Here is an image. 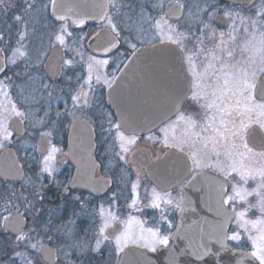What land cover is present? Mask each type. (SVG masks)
I'll return each mask as SVG.
<instances>
[{"label": "rangeland", "instance_id": "rangeland-1", "mask_svg": "<svg viewBox=\"0 0 264 264\" xmlns=\"http://www.w3.org/2000/svg\"><path fill=\"white\" fill-rule=\"evenodd\" d=\"M51 1L6 0L0 6V48L6 58L5 73L0 77V122L9 132L8 122L13 117L20 119L24 125V135L16 137L12 134L7 140H3V129H0V140H3L0 152L7 148L13 149L25 174L23 182L9 184L10 189L0 184V194L5 193L7 188L3 195L7 199L4 200L6 203L0 205V264H41L38 252L43 244L55 247L58 264H116L114 252L117 253L126 242L131 241L132 245L143 246L147 250L156 247L164 239L160 229L164 227L166 214L154 215L147 220L143 218L144 215H131V222L125 228L126 236L119 237V242L116 239L109 242L112 244H107L100 230L114 221V216L107 213L101 215L103 225L98 229L99 234L90 228L84 233L80 228L82 218L79 210L78 213L75 211L73 217L64 220L58 216V200H50L47 196L46 181L56 177L53 182L58 184L57 176L63 179L65 175L57 166L56 157L63 152V139L69 122L76 115L84 113L83 104L87 106L95 98L92 94H96L100 90V82L106 80L104 64H91L84 58L87 52L85 43L96 30L80 26L74 29L66 22L52 20ZM171 1L150 0L146 7L119 2L113 6L108 22L110 24L115 20L123 35L121 49L131 44H142L141 41L153 43L170 40L181 44L192 57L191 62L198 72L194 94L199 95V102H192V116L179 117L170 124L168 130L155 135L152 141L155 146L160 143L185 146L193 154L197 166H213L225 175L230 181L227 197H232L228 203L237 212L230 230L232 237L235 235L238 238L232 240L236 245L259 255L258 246H264V241L259 239L264 235V211L259 207L261 194H264V187L261 186L264 184L261 177L264 158L255 155V151L250 153L242 147H234L241 141L236 140L231 133L241 123H254L257 118L264 117H260L257 111L247 112V106L239 93L235 92L231 84L224 85V80H231V77H224L220 70L227 63L236 65L234 71L246 70L249 76L253 72L261 74L264 63L261 62L258 49L261 33H264V27L260 26L264 24V16L258 13L262 11L264 0H257L246 8L220 6L224 14L225 11L232 13L231 16H225L228 24L221 28L213 24L215 6L207 0L185 4L189 6L178 23L165 20L161 14ZM29 4L33 6L30 8ZM153 13L160 15L159 20L154 21ZM16 16L22 17V21L18 22ZM253 21L258 23L253 26ZM21 44L23 47H20ZM56 44L66 55L62 66L64 77L58 84L50 83L41 73L50 49ZM21 51L25 52L24 56H20ZM229 51L232 57L228 56ZM83 66L84 74L80 71ZM203 70L204 73H199ZM82 77L83 81L79 84ZM212 85L223 86L216 91L215 96L211 95ZM82 87L86 94L84 102L79 95ZM92 102L91 106L94 107ZM204 104H211V107L202 108ZM13 107L25 115L16 116ZM249 115L252 116L251 121ZM105 118L104 121L108 120ZM91 121L95 120L91 118ZM41 137L51 141L44 156L37 153V141ZM49 155L51 159L46 161L45 157ZM46 166L48 171H44ZM57 184L55 188L61 187L60 183ZM64 188L67 189V186ZM149 189L146 183L135 181L132 184L136 199L140 193L145 198ZM137 201L141 202L139 198ZM173 201L174 197H167L163 201L157 197L151 198L153 205L163 204L165 211V206H170ZM62 204L59 203L60 208ZM16 212L23 214L28 221L18 235L23 236V240L3 230L4 217L9 218ZM37 241L38 250L30 247ZM102 252L103 257H100Z\"/></svg>", "mask_w": 264, "mask_h": 264}, {"label": "flooded vegetation", "instance_id": "flooded-vegetation-1", "mask_svg": "<svg viewBox=\"0 0 264 264\" xmlns=\"http://www.w3.org/2000/svg\"><path fill=\"white\" fill-rule=\"evenodd\" d=\"M147 1L149 2L150 0H109L107 13L102 22L98 23L96 22V20L84 21L80 25L81 28L87 29L89 27H93L96 30L85 43V48L87 51L85 52V61L91 62V64H97L95 61L108 60L109 63L104 64L106 80L109 82L115 80V83L112 84V87H109L108 83H105V80L101 81L99 84L100 90L97 91L96 94H92L95 97L94 99H92L93 102L89 101L87 103V106L83 104V109L85 110L84 113H82L81 115H76L69 122L67 132L64 135L63 139V152L56 157L57 166L62 169L61 173H65V175L62 176L63 179L57 176V180H59L58 184L60 183L61 187L55 188L57 183L53 181L56 180V177L52 178L49 181H46V183L48 184V186L45 188L47 196L50 200H58V209L60 210L58 216L65 220V218L67 217H73L75 211L79 210L80 216L82 218V220L80 221V228L82 229V232H88L90 228V230L94 229L96 233H98V229L103 225V219H101L100 217L101 215H104V213L115 217L114 221H111V223L106 228H103L104 236L107 237V239H105L107 241V244H112L109 242L115 241L118 237L123 238L126 236L125 228L127 227V223L131 222V215H144L143 218L147 220L148 217L150 218L154 215L162 216L163 214H166V217L163 219L164 227L160 229V233L163 234L162 236H164V239L167 240V243L163 244L161 242H158L156 244V247L160 245L168 246L170 244L168 236L176 226L178 220V212H191L189 207L185 209L184 197L185 194H187V191L190 190L189 187L192 180L202 172H209L211 174H214L220 177L225 182L226 190L223 197V203L225 200H227V195L229 193L230 181L225 177V175L213 166H197L194 161L193 154L185 146L172 145L169 143H160L159 146H155L156 144L152 141L155 135H160V131L162 130H168L171 126L170 124L179 117H182L183 115H187L190 117L193 114V101L190 99V97L195 92V85L198 72L194 68L195 65L191 62L192 57H190L187 50L182 47L181 44L177 42L172 43V41L170 40H157L153 43L137 44V49L158 43H171L175 45V47L164 48L166 55L159 56L156 58H154L153 56L143 58L144 60L154 59L156 62H146L144 65L141 64V66L137 64L136 70L132 73L131 70H129L126 74V78L116 86L117 77L122 71L125 64L131 60L133 52L130 46L121 49L120 42L122 34H120L119 32V28L117 27L116 31L111 33L112 37H114V40L111 44L107 42V37H105L100 42L104 46V49H102L100 53H95L89 47V42L98 34L100 35L102 31L106 30L108 31L107 33L111 32L108 20L110 18L111 12H113L112 8L114 5L119 2H121L122 4L127 2L128 4L136 5V7H146L145 5H148ZM196 1L199 0H173L171 1L172 3H170L163 10L161 16L167 21L178 23L183 19L184 14L186 12V7ZM207 1L210 2V4H214L215 6L214 12L212 11L214 13L213 24L220 28L222 26L218 25L215 22L217 17H222L226 22V26L228 24L224 11H222V8L220 6L223 7L234 5L243 8L247 7L243 5L232 4L230 2H226L225 0ZM256 2L257 0H255L253 4H255ZM185 4L189 5L186 6ZM172 8L174 9L172 15L176 16V18H171L168 16L169 9ZM153 16H155L153 17V19L155 18L154 21L159 20V14L153 13ZM112 24L117 25L115 20L112 22ZM77 28H79V26L74 29ZM128 43L131 44V40H129ZM55 46L59 45L56 44L50 49V53L47 56L44 64L42 65L41 73L43 77L47 79L50 83L52 82L58 84L62 81L64 77V71L62 66L66 57L64 50L60 46L59 47L63 52V63L59 68L58 75L53 78H50L46 75L44 69L46 62L51 55L52 49ZM178 51L182 56L184 67L187 73V78H185L186 82H188V88H186L187 97L182 107H180L177 113L170 119L163 122L155 129L147 133L131 134V131L129 133L123 132L118 127L119 125L115 118V112L107 106V94L111 93L114 89L111 95V102L115 103V107L118 110L121 109L119 110L120 116L131 118V107L142 108L140 112H144L145 107L147 106L144 104L145 102H162V108H165L166 112L168 110H172L171 108L173 105L170 106L169 103H174L178 101L179 94L184 92V88L182 86L183 82H179V74L177 71H175L176 64L168 62V60H173L176 58L175 55H173L172 53ZM177 55L179 56V54H176V56ZM138 59L142 60L141 58ZM158 60L159 62H157ZM141 68L153 70L161 69L160 72L151 73L153 78L160 79V85H158L156 82L151 85H146L145 80L141 79V77L144 75V72L146 71H141ZM84 70L85 67H81L80 71H83V74ZM147 72L150 75V70H148ZM204 72L205 71L203 70V72L199 73ZM83 78L84 77H82V80L78 82L79 84L83 81ZM65 83H67V81H65ZM81 89L82 90L79 92V95L82 101L84 102L85 94L83 91H85V89L83 87ZM65 97L67 98V95ZM91 102L93 103L94 107L91 106ZM95 110H97L96 113ZM150 112L151 111L146 112L144 114H134V116H148ZM103 117H106L105 119L108 120L104 121ZM91 118L95 121H91ZM75 119H80L81 121L85 122L89 126L91 134L93 136V148L90 153V156L87 151H82L79 156L81 157L84 163H87L89 157L92 159V162H94L95 182L91 185L93 189L95 188L94 191L78 189L71 186V180L74 174L75 167L72 164L71 160L72 154L69 148L68 135L71 123ZM87 133H89V131L86 132V136L88 135ZM22 135H24V125L21 133L18 134V136L21 137ZM42 138L47 139L49 149L51 141L47 137H41L37 141V148L38 142ZM129 140H132L133 142L129 144ZM121 144H123L124 147L127 148V151H124V149L121 148ZM87 146L88 144H85L86 148ZM253 151L258 153L260 150L253 149ZM60 157H64L63 164H59ZM149 176H152L153 178L159 179V181L161 180L162 182H164L162 187H159L152 183ZM135 181L144 184L146 183L150 188L148 191V195L145 198L141 195V193L137 195V199L139 198V201L141 202L137 201L136 195L132 191V184ZM167 182L170 183L168 184ZM0 184L3 185V188L6 187L4 186V184L13 185V183L3 181H0ZM65 186H67V189L64 188ZM194 190L195 189L193 188L192 191ZM199 190L200 188L198 186L196 188V191L199 192ZM203 190L207 191L204 188ZM4 194L5 193L0 194L1 206L5 202V199L3 198ZM152 196L153 198L157 197V199H160L161 201L167 199V197H174L175 201H173L170 206L166 205L165 211L163 210V204H161L162 207L159 205L158 207H156L153 205V203H151ZM61 202H63V204L60 208L59 203L61 204ZM224 206L233 212L234 221L237 217V212L232 209L229 203H224ZM192 212H194V210H192ZM78 223L79 221H77V224ZM230 228L231 226L228 230L229 244L234 249H240L251 253L247 250V248L238 246L233 242V240L231 239L232 231L230 230ZM44 246L54 247L49 244H43L41 246L38 252V257L41 264H45L43 263L40 256V251ZM131 246L143 248V246L132 245L131 241L124 243V245L120 247L117 253L114 252L116 255V264L119 262L125 249ZM156 247H154L153 249H155ZM153 249L148 250L153 251ZM103 254L104 252L100 254V257H103ZM56 264H58V258Z\"/></svg>", "mask_w": 264, "mask_h": 264}, {"label": "water", "instance_id": "water-1", "mask_svg": "<svg viewBox=\"0 0 264 264\" xmlns=\"http://www.w3.org/2000/svg\"><path fill=\"white\" fill-rule=\"evenodd\" d=\"M225 1L233 4L251 5L255 0ZM108 5L109 0H56L55 4L51 3L50 18L58 23L68 21L73 27L79 26L84 21L96 20V22L100 23L104 20ZM173 10V8L169 9L168 16L176 18V16L172 15ZM215 22L220 26L226 25L222 17H217ZM107 32L106 30L102 31L100 35H97L89 42V47L92 51L100 53L104 49V46L100 42L106 37L104 34ZM167 47H175V45L162 43L139 48L141 49V54L138 58L142 60L136 58L134 61L132 56L131 60L122 69L116 82L118 84L121 83L126 78L129 70H131V73L135 71L137 64L141 66V64L144 65L146 62L155 63L154 59L144 60L143 58L151 56L156 58L166 55L164 48ZM172 54L176 58L168 60V62L176 64L175 71L178 72L179 82H183L182 86L184 88V92L178 96V101L169 103L170 106L173 105L172 110L166 112V109L162 108V102H145L144 104L147 105L146 110L152 108L155 112L150 113L148 116H141L142 118L139 116L132 117L131 115V119H129L128 117L120 116L119 110L121 109L118 110L115 107V103L113 104L110 99L107 100L111 110L115 111L119 126H121L120 128L124 132L147 133L175 115L183 105L187 97V73L180 52ZM176 54H179V56L177 55V57ZM62 62L63 52L59 46H55L44 67L46 75L50 78L57 76ZM148 70H150V75L147 72ZM4 71L5 57L0 49V76ZM141 71H146L141 77V79L145 80L146 85H151L155 82L160 85V79L153 78L151 73L160 72L161 69L141 68ZM136 110H139L140 114L146 113L145 111L140 112L142 108L131 107V112H137ZM9 128L15 134H20L22 131L21 123L17 118H13L9 122ZM88 131L89 133L86 136V132ZM68 143L72 154V164L75 167L71 186L94 191L95 188L91 187L95 182L94 162L89 157L87 163H84L79 156L82 151H87L90 156L92 151L93 136L89 126L80 119L73 120L69 130ZM85 144H88L87 148ZM47 147V139L42 138L38 142V153L45 155ZM63 163L64 157H60L59 164ZM23 177L24 172L15 152L12 149H6L1 152L0 179L20 183ZM150 179L159 187H162L164 183L152 176ZM167 183L169 184L170 182ZM198 186L200 188L199 194L196 192ZM189 188L190 190L186 194L184 202L185 209L189 207L191 212L181 211V213H178L176 228L169 236L171 245L168 247L159 246L153 253L136 247L128 248L125 250L118 264H260L253 255L245 251L234 250L227 242L228 229L233 220V214L224 207L222 202L226 190L225 182L214 174L203 172L192 180ZM193 188L195 190L192 193ZM203 188L207 191H204ZM7 225L8 230L6 232L13 236H18L27 226V221L21 213H14L8 218ZM40 256L45 264H56L57 262V251L55 248L44 246L40 251Z\"/></svg>", "mask_w": 264, "mask_h": 264}, {"label": "snow or ice", "instance_id": "snow-or-ice-1", "mask_svg": "<svg viewBox=\"0 0 264 264\" xmlns=\"http://www.w3.org/2000/svg\"><path fill=\"white\" fill-rule=\"evenodd\" d=\"M52 2L53 4H55L56 0H52ZM5 3H6V0H0V6H3ZM32 6L33 5L31 4L28 5V7L30 8ZM261 9L262 11L258 14L264 16V3H262ZM231 15H232L231 12L225 11V16H231ZM15 19L18 22L22 21V17L20 16H16ZM252 23H253V26H255L258 22L253 21ZM260 26L264 27V24H261ZM117 27L118 25L110 23L109 28L111 29V32L104 34L107 37V42L109 44H111L114 40V37H112L111 33L115 32ZM221 36H223V34H221ZM230 38L234 39V37H231V36ZM57 39L60 40L61 43H63V40L60 37H57ZM141 42L143 43V41ZM172 43H176V41H172ZM246 43H250V42H246ZM259 45L260 46H259L258 52L260 54L261 62L264 63V33H261V39L259 41ZM130 46L133 50L132 56H133V60L135 61V59L140 56L141 49H137L135 44H131ZM20 47H23V45L21 44ZM17 51H19V49H17ZM24 55H25V52L21 51L20 56H24ZM228 56L232 57L231 51L228 52ZM95 62L97 64H108L109 63L108 60L95 61ZM12 63H15V61H12ZM89 67H91V65ZM235 68H236V65H229L227 63H224L222 65V68L220 70L222 75L224 77H229V76L231 77V80H228V79L224 80V85L231 84L232 88L235 89V92L239 93L240 97L242 98L243 103H245V105L247 106L248 113L257 111L259 112L260 117H264V68L260 69V73H261L260 75H257L255 72H253L251 73L250 76L246 70L241 69L239 71H234L233 69ZM89 82H90V78H89ZM97 82H99V77H97ZM105 83H108V86L112 87V84L115 83V80L112 82L105 80ZM211 87L213 88L211 95L215 96L216 91L220 90L223 86L222 85H212ZM190 99L194 103H198L200 97L198 94H193L190 97ZM201 107L210 108L211 104H204V105H201ZM12 111L18 117L25 115L23 112L17 111L15 107H13ZM248 119L251 121L252 116L249 115ZM118 127H121V126H118ZM0 129H3V140H7V138L12 135V133L9 132L6 127H4L2 122H0ZM231 135L236 140L241 141L240 144H236L234 145V147L236 148L242 147L243 149H245L246 151L250 153L253 151V149H259L260 151L258 153H255V155H258L259 157L264 158V119L257 118L254 123H249V124L241 123V126L235 131H233ZM3 140H0V147H3ZM132 142H133L132 140L128 141L129 144H131ZM121 148H123L124 151H127V148H125L123 144H121ZM52 151L55 152L56 149L53 148ZM49 159H51L50 155L45 157L46 161ZM48 170L49 169L46 166L44 171H48ZM261 177H262V180H264V172H261ZM261 186L264 187V184H262ZM12 194L15 195V193H12ZM261 195H262V199L259 201V207L261 211H264V194H261ZM231 199L232 197H229L227 200L224 201V203H228ZM154 206L158 207V205H154ZM241 215L243 214L241 213ZM7 220L8 218L4 217V221H5V224L3 226L4 231L8 230ZM100 231L102 233L103 229H101ZM104 238L107 239V237H104ZM237 238L238 237L235 235L231 237V239H237ZM17 239L23 240L24 237L18 236ZM30 239L31 238L29 237V240ZM259 239L261 241H264V235H262ZM119 240L120 238L118 237L117 242H119ZM160 242L163 244H166L167 240L164 239V240H161ZM99 244H100V241L98 240L97 247H99ZM38 245H39V241H37L36 244H30V247L38 250ZM258 252H259V255L257 252H253L252 255L258 257V259L260 260V264H264V246H258Z\"/></svg>", "mask_w": 264, "mask_h": 264}, {"label": "trees", "instance_id": "trees-1", "mask_svg": "<svg viewBox=\"0 0 264 264\" xmlns=\"http://www.w3.org/2000/svg\"><path fill=\"white\" fill-rule=\"evenodd\" d=\"M8 185H9V184H7V186H8ZM13 185H14V184H13ZM9 187H10V186H8V188H9ZM9 189H10V188H9ZM6 192H7V188H6ZM6 192H5V193H6ZM3 198H4L5 200H7L5 197H3ZM8 198H9V199H12V198L9 197V196H8ZM11 208H13V205H11Z\"/></svg>", "mask_w": 264, "mask_h": 264}, {"label": "bare ground", "instance_id": "bare-ground-1", "mask_svg": "<svg viewBox=\"0 0 264 264\" xmlns=\"http://www.w3.org/2000/svg\"><path fill=\"white\" fill-rule=\"evenodd\" d=\"M225 97V96H224ZM222 116V115H221Z\"/></svg>", "mask_w": 264, "mask_h": 264}]
</instances>
